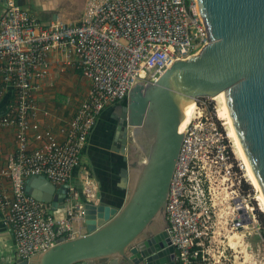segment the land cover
<instances>
[{
	"label": "built area",
	"instance_id": "built-area-1",
	"mask_svg": "<svg viewBox=\"0 0 264 264\" xmlns=\"http://www.w3.org/2000/svg\"><path fill=\"white\" fill-rule=\"evenodd\" d=\"M209 41L197 0H84L76 21L49 23L17 0H3L0 78L13 88L14 101L0 111V128H14L16 149L0 165V215L12 233L15 259L85 233L83 206L97 200L98 182L83 167L78 185L68 181L97 118L126 99L132 85L155 82ZM52 51L79 68L88 84L72 115L56 120L57 132L41 124L35 98ZM199 98L182 130L165 208L177 264L201 258L220 204L243 202L237 170L243 164L234 166L227 136ZM38 175L57 188L68 184L62 207L26 193L25 181Z\"/></svg>",
	"mask_w": 264,
	"mask_h": 264
},
{
	"label": "water",
	"instance_id": "water-1",
	"mask_svg": "<svg viewBox=\"0 0 264 264\" xmlns=\"http://www.w3.org/2000/svg\"><path fill=\"white\" fill-rule=\"evenodd\" d=\"M197 3L209 43L174 61L155 82L132 85L125 104L110 114L115 127L109 149L125 163L116 183L125 190L121 204L99 195L85 202L84 234L11 264H175L165 208L183 137L182 109L197 97L211 98L222 90L264 194V0ZM67 187L57 188L38 175L28 178L24 189L55 208L63 206ZM233 203L244 212L239 198Z\"/></svg>",
	"mask_w": 264,
	"mask_h": 264
},
{
	"label": "crops",
	"instance_id": "crops-1",
	"mask_svg": "<svg viewBox=\"0 0 264 264\" xmlns=\"http://www.w3.org/2000/svg\"><path fill=\"white\" fill-rule=\"evenodd\" d=\"M17 2L44 23L51 21L73 22L81 15H74L75 12L67 10L64 0H17ZM2 10L3 0H0V13ZM87 85V81L82 76L79 68L64 64L59 53L52 51L49 55L48 73L41 80L40 89L35 93L36 104L39 109L38 117L41 124L51 126L52 130L57 132L56 120L64 121L72 115ZM13 101V88L5 84L0 78V111L5 110ZM44 110H47L49 114H44ZM103 112L99 115L95 126L89 133L86 145L81 153L80 167L73 170L68 183L78 185V176L82 167L87 170L90 169V173L97 182H99L97 174L108 179L112 173L113 158L111 156L114 153L109 149V144L113 128L109 126L114 119L108 113ZM15 149L14 128H0V165L6 163ZM14 260L12 233L2 221L0 215V264H11Z\"/></svg>",
	"mask_w": 264,
	"mask_h": 264
},
{
	"label": "rangeland",
	"instance_id": "rangeland-1",
	"mask_svg": "<svg viewBox=\"0 0 264 264\" xmlns=\"http://www.w3.org/2000/svg\"><path fill=\"white\" fill-rule=\"evenodd\" d=\"M64 1L67 10L73 13L75 12L74 15L82 14L84 0ZM199 103L205 105L208 114L212 115L218 126L227 136L226 138L231 146V158L234 162V166H236L235 164H242V161L235 154L231 139L227 135L224 120L220 117L218 103L210 97H200ZM110 108L111 107L105 108L103 113H107ZM109 127H115L114 120L110 123ZM129 148L131 147L129 146ZM133 155L138 156L139 154L133 151ZM117 156L116 153L111 156L113 158L112 173L108 179L105 176L97 174V180L99 181L98 195L106 202L120 205L124 198L125 190H121L116 182L119 181L118 171L125 163L119 161ZM237 170L242 178L241 195L243 197V202L241 205L246 208L247 218H243L245 220L237 224L235 222L236 220H234V216L239 212L235 207L236 204L228 208H226L225 203L220 204L218 210L219 216H217V220L214 218L211 226L208 228V236L201 246L202 255L200 259H196V264H264V237L262 236L264 232V213L259 209L258 200L255 198L256 192L248 182L243 166L241 169L237 168ZM238 215L236 219H240ZM239 225L244 226L240 227ZM234 233L239 234L240 237L234 238L236 240V246L231 247L229 242L231 241L230 236ZM174 260L175 264H177V259Z\"/></svg>",
	"mask_w": 264,
	"mask_h": 264
},
{
	"label": "bare ground",
	"instance_id": "bare-ground-1",
	"mask_svg": "<svg viewBox=\"0 0 264 264\" xmlns=\"http://www.w3.org/2000/svg\"><path fill=\"white\" fill-rule=\"evenodd\" d=\"M218 103V108H219V113L220 117L224 120L226 129H227V135L232 141V145L234 146L235 149V154L236 156L242 161L243 168H244V173L247 177L248 182L251 184V186L254 188L256 195L255 198L258 200V205L259 209L264 213V194L262 192V189L259 185V182L251 168V165L248 161L247 156L245 155V152L241 146V143L239 141V138L237 137L235 127L232 121V117L228 108V103H227V98L225 91L222 90L219 93L215 94L214 96L211 97ZM195 109V102H190L189 104L185 105L183 107V118L179 124V131L182 132L184 129V126L187 124L189 119L193 116ZM130 146V145H129ZM134 151L136 152L138 149L136 146L133 147ZM139 156V155H138ZM241 204V203H240ZM244 207V208H243ZM242 209L244 212H238V217L240 219H236L238 221V224L241 223L242 220H245L243 218H247V212L245 211V206H242ZM240 227H243L244 225H239ZM240 235L237 233H234L232 236H230V246L235 247L236 240L234 238H239ZM229 239V236H228ZM238 241V240H237Z\"/></svg>",
	"mask_w": 264,
	"mask_h": 264
},
{
	"label": "flooded vegetation",
	"instance_id": "flooded-vegetation-1",
	"mask_svg": "<svg viewBox=\"0 0 264 264\" xmlns=\"http://www.w3.org/2000/svg\"><path fill=\"white\" fill-rule=\"evenodd\" d=\"M118 104H122V101L121 102H118V103H115V104H113L111 107H114V108H112V110L110 109L107 113H108V115L110 116V113H112V111L115 109V107H116V105H118ZM103 111H105V109L103 110ZM110 112V113H109ZM111 117L114 119L115 118V116L114 115H111Z\"/></svg>",
	"mask_w": 264,
	"mask_h": 264
},
{
	"label": "trees",
	"instance_id": "trees-1",
	"mask_svg": "<svg viewBox=\"0 0 264 264\" xmlns=\"http://www.w3.org/2000/svg\"><path fill=\"white\" fill-rule=\"evenodd\" d=\"M125 102H126V99H123V100H122V104H125ZM246 187H247V186H246ZM262 236L264 237V232H263ZM199 258H200V256H199Z\"/></svg>",
	"mask_w": 264,
	"mask_h": 264
}]
</instances>
